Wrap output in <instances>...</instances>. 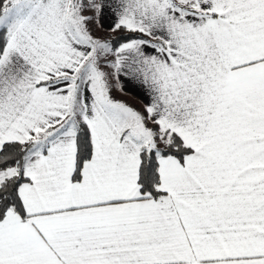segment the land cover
<instances>
[{"label": "snow or ice", "instance_id": "6c2138e0", "mask_svg": "<svg viewBox=\"0 0 264 264\" xmlns=\"http://www.w3.org/2000/svg\"><path fill=\"white\" fill-rule=\"evenodd\" d=\"M0 264H264V0H0Z\"/></svg>", "mask_w": 264, "mask_h": 264}, {"label": "crops", "instance_id": "0c3cea01", "mask_svg": "<svg viewBox=\"0 0 264 264\" xmlns=\"http://www.w3.org/2000/svg\"><path fill=\"white\" fill-rule=\"evenodd\" d=\"M120 98H122V99H128V100H130V101H132V100H133L131 96L120 97ZM133 101H135V100H133Z\"/></svg>", "mask_w": 264, "mask_h": 264}, {"label": "rangeland", "instance_id": "374dc122", "mask_svg": "<svg viewBox=\"0 0 264 264\" xmlns=\"http://www.w3.org/2000/svg\"><path fill=\"white\" fill-rule=\"evenodd\" d=\"M126 100H128V99H126ZM128 101H129L130 103H134V104L136 103V101H133V100H132V101L128 100Z\"/></svg>", "mask_w": 264, "mask_h": 264}]
</instances>
